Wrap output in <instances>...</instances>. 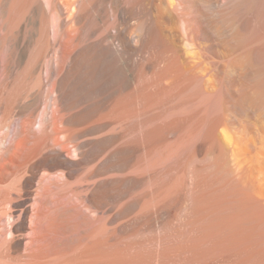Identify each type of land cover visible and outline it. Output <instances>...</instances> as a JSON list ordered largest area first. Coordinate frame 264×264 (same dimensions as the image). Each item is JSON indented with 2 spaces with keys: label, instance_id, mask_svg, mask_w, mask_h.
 <instances>
[{
  "label": "bare ground",
  "instance_id": "bare-ground-1",
  "mask_svg": "<svg viewBox=\"0 0 264 264\" xmlns=\"http://www.w3.org/2000/svg\"><path fill=\"white\" fill-rule=\"evenodd\" d=\"M9 1L4 0V4L0 5V16L9 15L10 18L8 21L5 19V25L2 26L4 30L12 24L20 34L25 26L23 21L27 19L25 15H29L28 8L31 10L33 22H37L38 17L43 18L42 12L45 13L44 16L49 17L53 14V19L56 21L53 25L55 44L58 42L60 45L61 57L56 61L57 63L50 61L44 66L38 56L30 67L31 74L36 75V86H39L34 92V103L22 104L18 100L16 112L12 111L14 114H11L8 112V107L0 102V111L4 112L0 115V131L3 132L0 142L4 145L0 147V264H108L110 262L105 251L110 247L107 245L108 249L105 248L106 235L104 239L102 237L105 232L98 236V232H103L98 230L104 228L98 230L94 228V231H98L96 232L98 235L88 234L97 235V239L91 236L92 241L89 236L92 242L87 243V239L86 244L81 242L83 245H80L81 239L77 236L79 229L77 232V228L74 227L76 225L73 224L72 207H65L63 203L61 206V203L57 204L58 202H54L55 206H50L46 197L54 180L72 176L81 165L94 160L107 150V147L103 146L97 151L94 149L99 143L95 135L102 127L119 124L120 121L122 123L127 115L130 118V112L136 106L141 107V104L145 102L148 104L150 100L156 104L159 98L165 103L167 96L172 94L176 97L175 101L181 103L182 99L179 100L177 97L184 91L188 90V93L191 91L193 98L186 97L187 104L190 100L189 104L193 105L191 103L195 100L204 105L198 104L203 109L201 107L199 109L194 103L197 105L195 110L198 108L200 111L197 109L199 112L194 113V108L191 107L193 110H188H192L194 114L190 113V116L185 111L184 113L189 116L183 113L186 122L185 118L179 119L182 122L177 121L178 116H175V125L173 122L172 126L174 125L178 131L184 125L191 127L190 135L195 134L199 137H196L199 140L195 138L196 147L192 143L197 149L196 154L203 152L205 147L209 148L211 153H217L219 157L230 151L233 158L227 152L228 158L234 162L232 165L235 169L234 166L232 169L236 171L234 172L237 177H242V180L245 177L252 183L258 180L259 184L263 182L264 0H48L49 8L43 4V0L26 2L28 5L23 4L24 0H22L24 2L20 0L22 3L15 0L13 7L9 5ZM39 13L42 16H38ZM42 18L43 23L45 18ZM11 19L13 21L9 23ZM88 20L93 21L94 24L87 35H84L82 30ZM44 24H46L45 33L51 35V30L48 28L49 21L48 24ZM9 31L6 30V33H12ZM48 39L49 43H52L51 37ZM1 47H4L2 40H0V49ZM3 50H6L5 47ZM1 52L3 51L0 50ZM88 52H95L96 61L88 60ZM2 56L0 54V71L9 74L12 70L11 55L10 57L5 55L4 59H1ZM139 74L144 76L145 81L142 77L141 82H144L135 85ZM46 85L49 86L44 92L42 87ZM73 92L77 94L75 98L72 97ZM41 94L45 95L46 103L38 113L40 109L36 101ZM175 101L171 102L176 103ZM157 102L159 103V100ZM216 102L220 104L215 105ZM152 103L151 105L154 104ZM146 105L142 106L147 107ZM214 105L216 106L214 109L219 107L220 111L214 113L212 107ZM149 106L148 109L153 107ZM207 109L209 111L213 109V113H209ZM29 110L31 112L24 115ZM16 117L21 119V125L14 137L9 140ZM38 118L39 129L31 130ZM169 123L167 125L165 123L163 129L161 127L158 136L156 133L160 128L154 131L157 127L153 125L155 129L150 128L151 131L147 126L146 131L149 133L144 137L147 138L144 139L147 143L143 141L150 147H145L149 150L147 152H151L152 146L154 149L157 147L153 143L156 144V140L162 138L160 136L169 128L171 125ZM169 130V133L174 131ZM193 139L191 138V142ZM139 141L137 140L138 143ZM127 144L129 146L122 144L123 148L120 145L119 152H115L118 155L116 162L119 166L127 165L129 158L131 161L132 151L141 145L135 147L131 146L134 143ZM72 149L79 156L78 161L69 158ZM134 151L133 153H136ZM40 157V160L32 161ZM213 157L215 160V156ZM229 163L227 162L228 165ZM232 169L229 170L234 175ZM101 173L102 168H99L96 174L101 176ZM227 175L226 179L230 176ZM119 181L116 180V186L120 192ZM121 181L123 184L124 180ZM250 181L248 183H251ZM244 182L246 185V181ZM105 184L102 178L97 180L95 189L93 187L94 192L91 191L92 196L87 198L90 207L99 208L107 193ZM248 186L247 188L244 186L246 193H249L246 189L252 184ZM261 187L263 189L264 185ZM248 198L247 201L251 200ZM262 200L264 202V198ZM253 204H249V208ZM259 208L263 211L264 206ZM250 209L252 210V207ZM250 212L249 210V214H253L254 211ZM81 216L83 219L79 220L84 222L86 215L81 214ZM85 222L87 224L86 220ZM84 233L81 236H85ZM108 253L110 257L113 254L109 251ZM132 253L128 255L131 256ZM126 254L123 255L126 257ZM135 261L137 263L139 260ZM131 262L135 263L132 260Z\"/></svg>",
  "mask_w": 264,
  "mask_h": 264
},
{
  "label": "rangeland",
  "instance_id": "rangeland-1",
  "mask_svg": "<svg viewBox=\"0 0 264 264\" xmlns=\"http://www.w3.org/2000/svg\"><path fill=\"white\" fill-rule=\"evenodd\" d=\"M3 1L4 0H0V5L4 4ZM11 1L12 0L9 1V5H12L11 7H13L15 0L12 2ZM24 1H22L24 2L23 4L26 2L34 3L36 0H30V2L27 0ZM40 1L42 2V0ZM48 2V0H43V4L46 6V8H49L47 5ZM21 3H19V5H22ZM28 3H26V5H28ZM25 10H27V8ZM28 11H26L25 14L28 12L30 17H28L29 15H25V18H27L25 21L27 22L23 21L25 26L23 27V30L20 32V34L16 32L15 27L12 24V26L9 25L10 27L6 29L9 31L11 28L10 31H12V33L7 32V34L6 30H4V27L2 26L5 25L4 21H8L9 15L5 17L0 16V30L2 29V31H0V40L3 41V46L6 49L3 50L4 47H1L0 50L3 52L0 54L2 56L6 52L5 55H9V57L11 55L12 60V70L9 74H6L2 70L0 71V102H3L9 110L3 111H8L11 114H14L12 111L16 112V104L18 100L21 101L22 104L34 103L35 101L34 92L39 86H36V75H32L29 70L38 56H40L39 58L42 59L41 62L44 64V66H47L46 64L50 63V61H55V63H57L56 61L61 57V55H59L61 54L60 45L58 42L55 44V26L53 25L56 21L53 19V14H50V17L48 15L44 16L45 13L41 11L43 13V18H41H45L44 22L42 23L41 18L38 17L41 22L37 18V22L34 20L36 22L35 24L31 16V10H29V8ZM10 12L11 11H9V14ZM10 15L12 16V13ZM40 15L42 16V14L39 13L38 16ZM46 16H48V18H46ZM45 20L47 22H45ZM11 21L13 20L11 19L9 23H12ZM48 21L50 23V27L48 25V28L51 30V35L49 36V33H45L46 28H44L46 26L44 23L48 24ZM92 22L93 21L91 20L85 22L84 28L82 30L84 35H87L88 31L93 26L94 23L92 24ZM40 23L42 24L41 26L39 25ZM40 29L42 30L40 31ZM50 37L52 43H49L48 41V38ZM4 42L8 45H4ZM21 54L23 55L22 57ZM4 56H2L1 59H4ZM87 57L91 62L96 61L97 58L95 52H88ZM46 74V71H44V75ZM140 75L141 74H139L137 77V84L135 83V85H141L145 81L144 76ZM142 77L144 80L143 82H141ZM48 86L46 85L45 87H42V90L45 92V89H47ZM187 91H184V93L186 92L185 94L187 96L182 92V94L177 97L179 100H184L185 103H183L184 101L182 100L181 103L180 101H175L176 97H173L172 94L167 96V101L170 100L168 105L167 101L164 103L163 100L161 101L159 98H157L159 103L157 102V99H154L155 101L157 100L156 104L155 102H153V104L152 100H150L151 102L149 101L150 103L148 104L145 102L144 104H141V107L140 105L136 106V110L134 108V110L130 112V118H128L127 115L130 113H127V118L125 117V121L122 120V123L120 121L118 122L119 124L115 123V125L110 124L108 126L102 127L95 135L99 143L95 145L96 148L94 149L97 151L103 146L107 147V150L104 153L99 154L94 160H89L81 165L72 174V176L68 178L56 179L53 181L54 184H52L53 186H51L48 192L49 195L46 197L49 200L47 201L50 202V206H55L54 202H58L57 204L61 203V206L64 205L65 207H72V215H74V218L72 217L74 221L73 224L76 225L74 227L75 229L77 228V232L79 229L77 236H80L81 241L78 239V241H80V245H83L81 242H84L85 244L86 242H90L92 237L97 239L96 236L98 233V236H100V233L103 235L105 232V234L102 236L103 239L106 237L104 239L106 240V243L104 241L106 245L105 248L108 247L107 245L110 247L109 250L105 249V251H107V258L109 257V260L107 258L106 259L108 262L110 261L108 264H113L116 260L120 262L122 257L123 260L120 262L121 264H126V262L127 264H133L131 260L136 263V259L139 260L136 264H140L141 262V264H264V208L263 211L261 208H259L264 206V202L262 200V198H264V188L262 189L261 187L264 185V180L263 182L261 181V184H259V180L255 181L256 183L253 182V184L252 181L245 179L244 177L243 180L245 179L244 181H246L245 185V182L241 179L242 177H237L235 174L236 171L232 169L234 166L232 163L234 164V162L230 161V158H228L227 154L228 152L229 155L231 154L230 157L233 158L230 151L225 153L226 156L225 154H222L224 156H220L221 159H219L220 157L217 153L216 154L218 156H216L214 152V154L211 153V150L206 147L204 148L203 152H198V154H196L197 149L195 148V138L197 136L195 134L192 136L190 135L189 128L191 127H185L184 125L182 128L183 130L181 129L182 131H178V129H176L174 126L176 121L175 116H178L177 121L182 122V118L183 120L185 118L184 121L186 122L187 119L183 113L186 111L185 113L190 115L193 108V112L197 113L201 107L198 105L199 103L202 104L201 102L197 103L195 100L193 102L192 99L191 101L193 103L191 104L193 105L189 104L190 100L188 99V107L186 101L187 98H190L189 96H191V91L189 93ZM76 96V92H73L72 97L75 98ZM164 97H162V99ZM191 98H193V96H191ZM171 101H175L177 104L179 103L181 107L176 105V103H172ZM45 103V95L41 94L36 101V105H39L40 109L38 113H40V111L44 108ZM151 103L153 105H151ZM194 103L198 105V110H195L197 105ZM161 104H166V106ZM184 104H186V106L183 107L182 105ZM214 104L216 105L220 103L216 102ZM142 105H146L147 107ZM149 105L153 107L151 108ZM215 105L212 106L213 109L214 107L216 108ZM148 106L151 109H148ZM202 106L204 105L202 104ZM141 108H143V110ZM201 108L203 109V107ZM213 109H211L212 111H209L208 109L207 110L209 113H213ZM217 110L220 111L219 107L216 110L214 109V113H216ZM1 111L0 115L4 113ZM29 112H31V110L25 112L24 115H28ZM194 113H192V115ZM19 117L14 118L15 124L12 129L13 131L10 133L11 136H9L8 139L14 137L13 135H15V133L20 128L21 119ZM168 122L171 123L170 126L172 129L169 130V128H171L170 126L167 129L169 131L174 130L175 132L172 131L170 134L166 129V132L160 136L162 138L159 137L160 139L158 138L159 140H156V144L155 142L153 143L154 146L156 147L157 145V147L154 149L151 145V152H147L149 151L147 148L150 147L146 145L147 141H144V139H147L144 137L149 133H147L146 128L149 127L148 129L153 128L154 130L155 128L153 125L157 127L154 131L160 128L156 133L158 136L161 133L159 132L161 131V127L163 129L165 123L167 125ZM173 122L174 125L172 126ZM156 123L158 124L157 126ZM187 123L190 124L189 122ZM226 126L227 125L225 124V127ZM38 129L39 118L31 127V130L37 131ZM176 131L178 133H176ZM186 131H188L190 136L188 133H186ZM178 134H181V136ZM1 135H3L2 131H0V136ZM194 135L195 137H193ZM191 138H194L192 142ZM177 139L178 141L176 142ZM137 140H142V142L139 141L138 143ZM162 140H165L164 142L166 144ZM143 141L146 143L144 144ZM186 141L188 142L185 143ZM128 142L130 145L134 143L131 146L138 147L140 144L142 146L140 145L139 148H136L137 151L134 147L135 151H133L136 153H133L132 151L130 154V164L127 162L128 164L124 167L121 165L119 166L116 162V156H118L117 153L121 149L120 145L121 147L123 145L129 146L127 144ZM7 143L9 144V141ZM192 143L195 145V147L192 145ZM3 146V144L0 145V147ZM141 148L142 150H140ZM194 149L196 151H194ZM132 154H135V156H131ZM210 154L215 156V160L213 156H208ZM69 158L77 161L79 160V156L74 151V149H72V153ZM40 159L41 157L34 158L32 161L34 162ZM226 161L230 162L231 165L229 163V166ZM222 162L226 166H223ZM99 168H102L101 176L96 174ZM228 168L232 169L231 171L234 173V175L231 174ZM225 171H228L229 173H226ZM221 173H223V175ZM226 174L230 175H227L228 178H231L230 180L228 178L226 179ZM232 175L234 178L236 177L235 179L233 178L234 180L232 179ZM99 178H102L104 183H106L104 187L108 194L106 193L105 197H103L99 208L90 207L91 204L88 202L87 198L90 195L92 196L91 191L95 189L96 182ZM134 178L136 179L134 180ZM122 179L124 180L123 182L125 185L124 183L122 184ZM129 179L131 181H129ZM116 180H120L119 182H121L120 188L122 191L120 190V192L119 189H117L116 184L118 181L116 182ZM113 181L116 183L114 184ZM249 181L251 183H248ZM248 184H252L254 187L252 188V186H250L252 191H250V188H248L246 190H248L249 193H246L244 186L247 188L249 187ZM257 185L260 186L257 187ZM253 189L255 190L253 191ZM252 192L255 194L253 195ZM260 192L261 194L259 195ZM245 194L246 196H244ZM251 194L254 196V198ZM248 195L251 197L248 198ZM53 198L54 200H52ZM247 198L251 200L247 201ZM256 198H258V201ZM255 201L257 202L254 203ZM249 204H253L250 206V208L252 207V210L249 208ZM249 210L251 211L250 213H252V211L255 213L253 212V214H249ZM259 210L261 211V215ZM81 214L83 216L86 215V217H84V222L86 220L87 224L86 222L84 224L83 220H79L80 218L83 219ZM80 222L83 223L79 224ZM80 226L85 228H80ZM86 226L88 228L90 227V230L86 228ZM101 227L104 229L98 230V228ZM94 228H96L95 230H102L103 232L94 231ZM83 233L86 237L83 235L81 236ZM88 233L97 235H91V237ZM113 250H116V252ZM128 250L130 253L127 252ZM108 251L110 254L113 252L111 257L108 255ZM122 251L124 252L122 253ZM124 253H132L133 256L135 255L136 259H134L135 257L133 258L132 255L130 256L128 254H126L125 257V255H123ZM116 254H118V256H116ZM113 255L116 258H114ZM141 257L142 259L145 258L143 259L144 261L141 259ZM128 259H130V261H127ZM118 261H116L117 264H119Z\"/></svg>",
  "mask_w": 264,
  "mask_h": 264
}]
</instances>
